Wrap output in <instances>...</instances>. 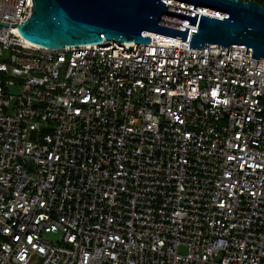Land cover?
Returning a JSON list of instances; mask_svg holds the SVG:
<instances>
[{
	"label": "built area",
	"instance_id": "obj_1",
	"mask_svg": "<svg viewBox=\"0 0 264 264\" xmlns=\"http://www.w3.org/2000/svg\"><path fill=\"white\" fill-rule=\"evenodd\" d=\"M31 11L0 0V23ZM161 20L185 40L0 27V264H264V58Z\"/></svg>",
	"mask_w": 264,
	"mask_h": 264
},
{
	"label": "water",
	"instance_id": "obj_2",
	"mask_svg": "<svg viewBox=\"0 0 264 264\" xmlns=\"http://www.w3.org/2000/svg\"><path fill=\"white\" fill-rule=\"evenodd\" d=\"M163 17L196 27L188 39L191 48L217 43L226 46L227 54L229 45H243L246 54L264 58V4L248 0H32L24 22L0 27L16 26L26 41L51 49L104 39L166 45L152 32L185 40L188 27L164 22Z\"/></svg>",
	"mask_w": 264,
	"mask_h": 264
},
{
	"label": "rangeland",
	"instance_id": "obj_3",
	"mask_svg": "<svg viewBox=\"0 0 264 264\" xmlns=\"http://www.w3.org/2000/svg\"><path fill=\"white\" fill-rule=\"evenodd\" d=\"M25 60L26 61H30V60H32V58H25ZM13 92H15V89H13ZM55 236H56V234H52V233L47 234V238L50 239V240H53L55 238ZM179 250L182 252L184 250V248L181 246L179 248Z\"/></svg>",
	"mask_w": 264,
	"mask_h": 264
},
{
	"label": "bare ground",
	"instance_id": "obj_4",
	"mask_svg": "<svg viewBox=\"0 0 264 264\" xmlns=\"http://www.w3.org/2000/svg\"><path fill=\"white\" fill-rule=\"evenodd\" d=\"M189 11V10H188ZM27 43H29V44H31V45H36V44H33V43H30V42H28V41H26Z\"/></svg>",
	"mask_w": 264,
	"mask_h": 264
}]
</instances>
